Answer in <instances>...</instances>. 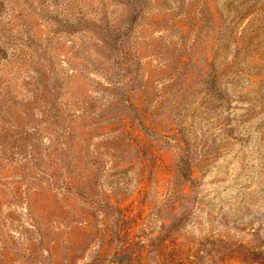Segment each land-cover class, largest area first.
Here are the masks:
<instances>
[{"label": "rangeland", "instance_id": "rangeland-1", "mask_svg": "<svg viewBox=\"0 0 264 264\" xmlns=\"http://www.w3.org/2000/svg\"><path fill=\"white\" fill-rule=\"evenodd\" d=\"M0 264H264V0H0Z\"/></svg>", "mask_w": 264, "mask_h": 264}]
</instances>
